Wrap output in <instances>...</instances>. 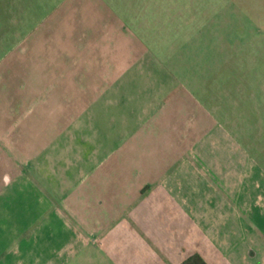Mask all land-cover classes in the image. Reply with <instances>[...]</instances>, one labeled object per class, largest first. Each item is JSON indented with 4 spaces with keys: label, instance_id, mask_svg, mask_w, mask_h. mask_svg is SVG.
<instances>
[{
    "label": "crops",
    "instance_id": "obj_1",
    "mask_svg": "<svg viewBox=\"0 0 264 264\" xmlns=\"http://www.w3.org/2000/svg\"><path fill=\"white\" fill-rule=\"evenodd\" d=\"M193 77L94 76V153L74 158L60 92L0 110V264H264V113Z\"/></svg>",
    "mask_w": 264,
    "mask_h": 264
},
{
    "label": "rangeland",
    "instance_id": "obj_2",
    "mask_svg": "<svg viewBox=\"0 0 264 264\" xmlns=\"http://www.w3.org/2000/svg\"><path fill=\"white\" fill-rule=\"evenodd\" d=\"M139 72L194 75L195 88L221 73L225 110L236 98L259 118L248 96L263 114L264 0H0V110L21 120L60 92L61 123L78 125L63 155L81 138L94 153V89L110 84L94 76Z\"/></svg>",
    "mask_w": 264,
    "mask_h": 264
},
{
    "label": "trees",
    "instance_id": "obj_3",
    "mask_svg": "<svg viewBox=\"0 0 264 264\" xmlns=\"http://www.w3.org/2000/svg\"><path fill=\"white\" fill-rule=\"evenodd\" d=\"M181 264H209L199 253H194L186 258Z\"/></svg>",
    "mask_w": 264,
    "mask_h": 264
}]
</instances>
